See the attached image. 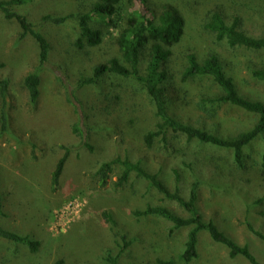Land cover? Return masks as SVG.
Wrapping results in <instances>:
<instances>
[{"label": "rangeland", "instance_id": "obj_1", "mask_svg": "<svg viewBox=\"0 0 264 264\" xmlns=\"http://www.w3.org/2000/svg\"><path fill=\"white\" fill-rule=\"evenodd\" d=\"M96 1L34 0L13 7L34 23L50 45L34 103L23 80L39 65L38 44L31 36L21 38L18 23L0 11V78L9 82L5 130L0 121V196L5 212L0 226L40 243L39 250L31 253L27 245L0 237V264H52L58 259L63 264H107L106 255H117L124 241L128 244L117 264H155L157 259H173L176 264H251L242 255L230 258L227 247L214 242L205 230L197 234L198 255L189 262L181 261L190 227L174 228L164 218L136 217L132 211L163 205L182 217L188 213L134 172L125 184L115 186L122 170L119 165L101 187L94 172L103 161L116 156L140 161L169 189L178 188L185 197L197 182V207L203 216L237 243L247 245L264 264V240L245 224L248 220L264 233V134L243 148V167L234 162L232 150L173 132L165 141L157 137L151 147L146 146L144 136L157 121L155 107L132 77L106 73L94 84L77 86L78 79L90 75L95 65L120 56L119 32L140 5L139 0H121L116 27L92 20L91 26L102 32V41L79 48L75 44L80 36L79 15L89 12ZM145 2L156 14L172 5L185 20L183 35L170 47L171 54L163 64L170 113L223 137L250 129L256 114L227 103L208 102V97L219 92L210 77H181L189 53L198 60L216 55L241 95L264 101V81L250 72L254 66H264V49L229 47L205 28L210 15L218 11L227 21L237 16L243 31L259 36L264 32V0ZM45 14L71 17L53 24L42 22ZM148 53L145 50L140 57L142 70ZM1 107L0 97V112ZM61 146L69 148V156L59 185L52 190V171L64 152Z\"/></svg>", "mask_w": 264, "mask_h": 264}, {"label": "trees", "instance_id": "obj_2", "mask_svg": "<svg viewBox=\"0 0 264 264\" xmlns=\"http://www.w3.org/2000/svg\"><path fill=\"white\" fill-rule=\"evenodd\" d=\"M34 0H0V11L3 16L9 20H15L21 28L20 37L31 36L38 44L39 65L24 77L23 83L27 89L29 99L32 103L36 102L40 90V73L43 65L47 62L50 45L46 37L36 28L34 23L25 15L16 12L13 7L31 2ZM121 0H97L89 12L79 15L78 23L80 27V36L75 44L81 48L84 45L96 46L102 41V32L93 28L90 24L92 20L105 22L112 27H116L115 19L121 16ZM140 5L134 9L127 17L126 25L120 30L117 43L120 52L119 57H112L107 62L97 64L92 68V73L88 76H82L77 81V86L82 87L87 84H94L106 73L120 75L122 77H132L147 92L155 107V116L157 118L155 128L149 130L144 141L146 146L151 147L154 139L161 137L166 140L169 132L184 135L188 140H196L201 143L211 144L219 148L232 150L234 162L239 167H243V148L249 145L258 136L264 134V101L251 100L241 95L231 76L224 71L223 63L219 61L216 55L198 60L194 53L187 55V65L182 72V80H187L195 76H208L219 87V92L207 100L212 104L227 103L257 115L256 123L248 130L241 131L232 137H223L213 134L205 129L185 123L174 117L168 110L167 98L164 92L163 82L167 74L163 64L171 54L170 47L180 41L185 26V20L179 9L172 5L164 6L163 10L156 14L145 2L139 0ZM71 17L70 14L64 16H55L45 14L41 17L42 22L60 24ZM205 28L215 35L216 40H225L229 47H243L250 50L264 49V32L259 36H251L240 28V20L234 16L227 21L223 15L215 11L210 15L205 23ZM149 50L148 59L144 69H141V56L143 51ZM251 75L264 81V66H254L250 69ZM9 82L7 79L0 78V97L2 107L0 112L1 129L6 127L5 98ZM64 150L63 155L58 158L51 175L52 190H56L59 185L64 166L69 156V148L61 146ZM115 165L122 167V170L114 182L115 186L125 184L132 172L138 177L147 180L160 194L169 200L175 201L182 207L188 216L182 217L171 209L163 205H147L143 209H135L132 214L136 217L154 215L164 218L173 224L174 228L190 227L186 234L184 249L179 255V259L189 262L195 258L197 253V234L201 230L208 232V236L214 242L227 247L228 255L234 258L242 255L251 264L260 263L252 254L247 245H241L234 239L222 232L218 226L209 219H206L197 207L198 183L193 182L190 186L188 195L185 197L178 188L174 190L159 178L157 173L146 170L140 161H134L128 156H116L112 159L103 161L94 172V176L101 187L107 185L110 173ZM264 168V157L262 161ZM261 199L257 200L260 202ZM5 216L3 204L0 196V217ZM105 218L114 223L110 214L104 212ZM245 224L249 231L264 240V233L255 229L248 221ZM0 237L23 243L28 246L31 253L39 250L40 243L27 235H21L0 226ZM124 240L125 237L122 236ZM128 242L124 241L117 255L108 254L105 257L107 264H117L119 255L123 252ZM52 264H63L62 259L55 260ZM91 264V263H85ZM155 264H176L173 259H157Z\"/></svg>", "mask_w": 264, "mask_h": 264}]
</instances>
